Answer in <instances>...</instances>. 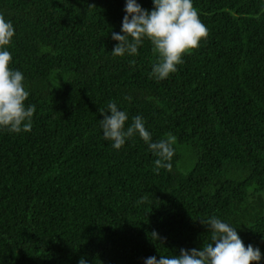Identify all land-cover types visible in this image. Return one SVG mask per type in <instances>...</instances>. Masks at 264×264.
I'll list each match as a JSON object with an SVG mask.
<instances>
[{
    "label": "trees",
    "instance_id": "trees-1",
    "mask_svg": "<svg viewBox=\"0 0 264 264\" xmlns=\"http://www.w3.org/2000/svg\"><path fill=\"white\" fill-rule=\"evenodd\" d=\"M126 2L0 0L36 108L30 132L0 128V264H145L201 250L213 216L264 264V0H192L207 38L163 80L147 39L112 54ZM109 102L176 137L171 171L138 134L105 140Z\"/></svg>",
    "mask_w": 264,
    "mask_h": 264
},
{
    "label": "clouds",
    "instance_id": "clouds-1",
    "mask_svg": "<svg viewBox=\"0 0 264 264\" xmlns=\"http://www.w3.org/2000/svg\"><path fill=\"white\" fill-rule=\"evenodd\" d=\"M153 4L154 9L149 13L136 0H127V15L122 22L123 35L112 33V39L118 42L112 54L117 57L126 52L136 55L138 47L147 39L153 46V54L159 57L152 74L163 80L176 72L186 54L198 48L200 41L207 38L208 30L200 21L192 0H153ZM14 35L12 23L0 15V128L11 133H27L31 131L36 108L35 105L25 106L29 92L25 90L24 76L20 71L10 69L11 53L3 50L11 44ZM107 107L108 114L101 110L103 120L100 121L105 140L112 141V146L119 150L127 139L138 134L158 157L155 160L156 174L161 168L171 171L176 137L168 133L165 138L153 143L140 116H136L125 130L127 114L119 110L115 102H109ZM201 223L210 229L211 234V242L203 243L201 250L181 249L179 256L160 255L159 260L153 256L147 258L145 264H259L260 250L252 245L245 247L235 228L215 216ZM151 236L159 239L155 231ZM79 264L86 262L81 259Z\"/></svg>",
    "mask_w": 264,
    "mask_h": 264
}]
</instances>
